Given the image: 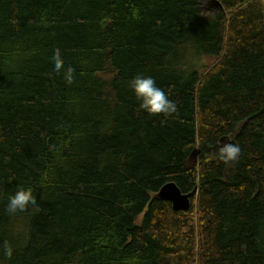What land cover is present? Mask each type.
Wrapping results in <instances>:
<instances>
[{
  "label": "trees",
  "instance_id": "obj_1",
  "mask_svg": "<svg viewBox=\"0 0 264 264\" xmlns=\"http://www.w3.org/2000/svg\"><path fill=\"white\" fill-rule=\"evenodd\" d=\"M136 74L177 112L141 111ZM21 186L39 211L9 216ZM5 241L0 264H264V0H0Z\"/></svg>",
  "mask_w": 264,
  "mask_h": 264
},
{
  "label": "clouds",
  "instance_id": "obj_2",
  "mask_svg": "<svg viewBox=\"0 0 264 264\" xmlns=\"http://www.w3.org/2000/svg\"><path fill=\"white\" fill-rule=\"evenodd\" d=\"M50 60L53 70L55 72H62V78L66 82L71 83L74 78L75 69L64 64L59 49L55 50ZM128 87L137 100L139 109L147 115L171 116L177 112L176 103L157 85L156 80L152 76L136 74L128 81ZM240 153L241 148L239 145L230 142L225 143L219 149L220 158L226 161H236ZM30 209L39 211L33 190L30 187L25 188L21 186L8 197L4 212L9 216H14L17 213H24ZM0 253L10 259L13 255V248L5 241L0 245Z\"/></svg>",
  "mask_w": 264,
  "mask_h": 264
},
{
  "label": "water",
  "instance_id": "obj_3",
  "mask_svg": "<svg viewBox=\"0 0 264 264\" xmlns=\"http://www.w3.org/2000/svg\"><path fill=\"white\" fill-rule=\"evenodd\" d=\"M219 9L222 10L221 6ZM196 195V188L188 194L182 195L173 183H169L160 188L156 194L157 198H162L171 202L173 210L187 211L191 206V199Z\"/></svg>",
  "mask_w": 264,
  "mask_h": 264
},
{
  "label": "rangeland",
  "instance_id": "obj_4",
  "mask_svg": "<svg viewBox=\"0 0 264 264\" xmlns=\"http://www.w3.org/2000/svg\"><path fill=\"white\" fill-rule=\"evenodd\" d=\"M201 9L204 11V12H210V14H213V13H217L219 10L216 8V7H214L213 5H208L207 6V3L205 2V1H203L202 3H201ZM142 218H143V216L142 215H140L138 218H137V221H136V223L137 224H140V222L142 221Z\"/></svg>",
  "mask_w": 264,
  "mask_h": 264
},
{
  "label": "bare ground",
  "instance_id": "obj_5",
  "mask_svg": "<svg viewBox=\"0 0 264 264\" xmlns=\"http://www.w3.org/2000/svg\"><path fill=\"white\" fill-rule=\"evenodd\" d=\"M210 5H213V6H216L217 8H219V3L217 2V1H213L212 3H210ZM229 142V138L228 137H226V136H224V137H222V138H220V140H219V145L220 146H222V145H224L225 143H228ZM167 184H169V183H167ZM175 185V184H174ZM176 186V185H175ZM196 188V187H195ZM178 189V188H177ZM179 190V189H178ZM196 190H197V188H196ZM180 191V190H179ZM193 191V190H192ZM191 191V192H192ZM158 193V192H157ZM156 193V194H157ZM182 194V193H181ZM188 194V193H187ZM182 195H184V194H182ZM160 200H162V201H166V202H169L170 203V205H171V202L170 201H167V200H165V199H162V198H159ZM171 208H172V205H171ZM172 210H173V208H172ZM189 210V209H188ZM187 210V211H188ZM173 211H175V212H179V211H176V210H173ZM181 212H186V211H181Z\"/></svg>",
  "mask_w": 264,
  "mask_h": 264
}]
</instances>
